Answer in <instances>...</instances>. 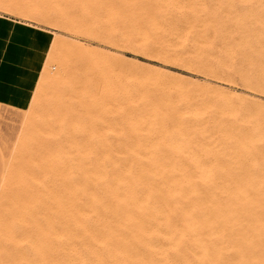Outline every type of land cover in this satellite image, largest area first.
Masks as SVG:
<instances>
[{
	"label": "rangeland",
	"instance_id": "rangeland-1",
	"mask_svg": "<svg viewBox=\"0 0 264 264\" xmlns=\"http://www.w3.org/2000/svg\"><path fill=\"white\" fill-rule=\"evenodd\" d=\"M153 1L156 0H0V14L16 18L20 21L16 24L21 26L46 29L51 35L45 64L29 107L19 110L0 104V264H63L67 253L74 254L71 250L77 233L70 211L74 206L84 210L89 208V188L96 184L97 189L101 187L93 174L92 163L78 166L73 158L56 159L54 153L42 151V146L52 138L51 129L59 133L62 130L64 137L78 135L83 161L99 159L95 153L100 154L108 149L109 156H101V160L111 158L126 161L133 175L150 176L152 173L146 169L154 163L168 164L175 159L179 166H187L188 174L197 181L200 176L227 179L228 184L223 189L226 195L231 190H240L232 183L238 175L233 168L244 162L240 175L245 174L256 180L245 184L240 191L264 193V157L249 161L254 146L259 143L264 145V0H157L163 3L166 12L165 16L159 15L162 28L158 35L166 48L159 52L144 43L140 28L130 21L133 15L131 9L138 15L141 6L151 7ZM197 18L204 21L200 24ZM188 24L191 27L185 30ZM82 47L91 50L84 51ZM222 50L223 54L220 53ZM80 55L92 59L90 68L79 66L86 61ZM65 62L76 63L74 66L71 64L68 79L84 77L92 84V88L85 91L81 98L72 93H63L61 84L54 88L46 76L48 72L49 77L57 75ZM141 93H151L161 101L190 112L195 118L203 117L208 128L209 124L212 126L209 132L213 139L208 138L199 148L196 141L182 143L178 140V150L189 145L197 149L195 157L185 158L184 163L180 156L169 161L170 157L163 155L162 151L160 155L157 152L150 154L148 148L137 149L132 143H124L119 136L127 129L122 117L129 106L128 98ZM111 94H116L118 99L106 100ZM62 115L67 121L74 116L79 118L77 123H71L72 129H69L67 123L61 124ZM100 123H110L112 126L94 131ZM138 153L139 156L135 157ZM217 158L223 161L222 165H209L204 168L205 172L194 171L197 160ZM142 166L146 169L140 170ZM172 175L181 178L183 173L177 168ZM70 178L76 182L73 183ZM78 187L82 189L81 193ZM95 187V192L102 189ZM84 201L87 208L82 204ZM59 206L65 207L62 209ZM81 244L76 242L83 251ZM59 251L64 255L67 253L64 256ZM61 256L63 258L60 259Z\"/></svg>",
	"mask_w": 264,
	"mask_h": 264
},
{
	"label": "bare ground",
	"instance_id": "bare-ground-1",
	"mask_svg": "<svg viewBox=\"0 0 264 264\" xmlns=\"http://www.w3.org/2000/svg\"><path fill=\"white\" fill-rule=\"evenodd\" d=\"M153 3L154 5L151 7L145 6V5L141 6L140 11H138V15H135L133 13L134 10H132L131 7H129L133 14L131 16L130 21L131 22L133 21L132 24L134 23L140 28V32H141L140 37L144 41V43L151 45L153 48H155V50L157 49V51L158 50L165 51L166 48L163 45L164 42L162 43L160 41V38H159L160 35L158 34L160 33V30L162 28V22L160 21V16H163L164 14H166V12L164 10L163 3L157 0L153 1ZM86 6H88V4ZM98 6L99 5H97V7ZM82 7H84V5H82ZM91 11L92 13L94 12L93 10ZM109 11H111V9ZM171 11L173 12V10ZM172 12H170V14ZM92 13H90V15ZM197 14L199 13L197 12ZM181 15L183 14L181 13ZM96 16H98V14ZM194 16L196 17V15ZM98 17L96 18L98 19ZM89 20H90V17H89ZM178 20H180V18ZM197 20L199 21L200 24L204 21V20L202 21L200 18L199 19L197 18ZM132 24L130 25L132 26ZM97 25L100 26L101 24L97 23ZM97 25H95V27ZM190 27L191 26L188 24L185 27V30L190 29ZM134 28L132 27V29ZM163 33L164 32H162V34ZM217 36L218 35L216 34V37ZM133 38L134 37H132V41H133ZM139 44H142V43L140 42ZM213 44H216V43H213ZM82 50L89 51L91 49L82 47ZM223 51L224 50H222L220 53H222ZM80 57L82 56L80 55ZM82 58H86V61H84V64L82 62V64L79 65L78 63L80 61L78 62V60L76 61L78 62L77 64L81 67L84 66L85 69L90 68V66L93 63L92 59H90L88 56L82 57ZM71 64L73 66L76 65V63L75 64L71 63ZM71 64L70 62L68 63L65 62L61 66L59 73L57 75L55 74L56 76L53 75L52 77H49L50 75L49 72H48L49 75L46 74V76L47 78H50L51 84L53 85L54 88L58 87V85L61 84V86L63 85V90H62L63 93H66V94L72 93L81 98V96L83 95L85 91L87 92L92 88V84H89L87 79L84 77L82 78L77 77L75 80L68 79L69 78L68 70L69 71L71 70V67H72ZM175 76L173 77L176 78ZM96 84H98V80L96 81ZM130 95H135V94H130ZM121 96H122V93H121ZM109 98L118 99L116 94L109 95V97H107L106 100H108ZM128 99L130 101L129 106L127 110L124 112L123 117H122L123 122L126 125L127 129H125L121 133V136H119V138L121 137L124 143H132L133 145H135L137 149H140V147L141 148L143 147L144 150H146L145 148H148L151 150L150 154H152V152L159 153L160 151H162L163 155L170 157V159L168 158L169 161L171 159H174L176 156L178 157L180 156L182 157L180 158L181 160L184 159L182 161V163H184L185 158L195 157V154H196L195 150L197 149L196 147L194 148L189 145L185 148H182V150L181 149L178 150L179 148L177 146L178 140H181L182 143L184 141L186 142L192 141V140L196 141V143L198 144V148H199L202 142L208 141V138L212 136V133H210L211 131L209 132V128L212 126L211 124L208 123L210 125V127L208 128V125L206 124L205 120H202L203 117L201 118L200 116L201 119L195 118L194 116L189 114L190 112L188 113L185 110H181L177 108L176 105H173L172 103L161 101L160 98L157 99V96L156 97L151 96V93L150 95H145L141 93L137 97H129ZM78 118L79 116H74L73 118L67 121L65 116L62 115L61 124L67 123L69 125L68 126L69 129H72V124L77 123ZM108 125L112 126L110 123H100L94 131H97L98 129L99 130L104 129V127H107ZM61 131L59 133V131H54V129H51L52 138H50V141H48V143L42 146V151L54 153L55 154L54 156H56V159L57 157H60L61 159L73 158L76 160V161L74 160V162H76L78 166L86 164V163L87 164L92 163L93 164L92 168L94 170L93 174H95L94 176H96L95 178L97 181L100 182L101 184L100 188H102L101 189L102 191L100 190L99 187H98V189L100 190L99 192L93 191L94 187L97 185L96 183H95L96 185L93 186V188L92 187L89 188L91 191L90 192L91 195L88 197H89V204L91 206L87 208L86 207L87 205L84 204L85 201L82 203L84 204L85 208H87L86 210L77 209L75 206L73 209L72 207L73 210L70 211V216L73 217V219L75 220V223L73 222V224L77 228L76 229L77 233L75 234L76 240L74 242L75 245L73 249L71 248L72 250L70 249L74 254L68 255V253L66 252L67 256H65L66 253L65 255L62 254L60 252L62 250L61 249L59 253L65 256V258H63L62 256L60 257V259L61 258L64 259L62 261L63 264H264V193L248 194L245 192V190L240 191L241 188H243L245 184L247 185V183H250L251 181L256 180L251 176L246 177L245 174L240 175V173L243 171L244 162H242L241 164L235 165L233 168V170L236 171L238 175L240 176L236 175L237 177L232 180V183L237 189H240V190H236V189L231 190L229 195H226L223 189L226 183L228 184L227 179L225 180L223 178L200 176L199 180L197 181L196 179H194L192 176L188 174L187 166H183V165L179 166L174 161L175 159L170 161L168 164H158V163L155 164L153 162L154 164L152 166L149 165L150 167L147 169L144 168L143 166L141 167V169L138 167L140 170H145V169L148 170L150 173H152V175L150 176L133 175L126 161H120V160H115L111 158L110 159L107 158L106 160L105 159L101 160L100 159L101 156H105V155L109 156V151L107 148H105L107 149V151L103 150L100 154L98 152L95 153L96 158H99V159L83 161L81 157L82 155L81 147L79 144L80 137L76 134H73L70 137H66V136L64 137ZM237 135H239V133ZM220 136H222V134ZM223 138L225 139L226 137H223ZM210 139H213V138H210ZM236 141H237V138H236ZM240 147L242 148V146ZM243 147H246V145ZM133 151H136V150H133ZM43 154L44 153H42V155ZM113 154H116V153H113ZM136 156H139V153L138 155H135V157ZM122 157H118V158H122ZM250 157L251 158L249 161L251 162H254L255 159H257V157H264V145L260 143L256 144L254 146V150H252L250 153ZM50 158H51V155H50ZM15 162L16 160L14 161V164ZM222 162L223 161H221L218 158L214 160H204V161H200L199 159L196 161V164L194 165L193 169L194 171H204L205 167H208L209 165H222ZM135 165L138 166L137 164ZM255 166L256 165H254L253 168ZM76 168H74L75 171H76ZM133 168L135 167L133 166ZM177 168H180V170L183 173V176L181 178H178L172 175V173H174V171H176ZM74 169L73 170L71 169V170L75 173ZM80 169L82 170V168ZM80 173L82 174V172ZM144 174H146V171ZM258 175L259 174H257V176ZM66 177H69V176H66ZM73 179H71L73 183L76 182ZM78 183L79 182L77 181V184ZM230 183H231V180L229 184ZM77 184H74V185H76L77 187ZM263 186H264V183H263ZM77 189H79V187ZM95 189H97V187H95ZM81 190H80V193H81ZM83 194H86V193H83ZM43 195L44 194H42V196ZM84 198L85 197H83V199ZM46 200L48 201V199ZM42 206H44V204L41 205V207ZM62 207H65V206H62ZM66 215L67 214H65V216ZM73 219L70 218L69 220L73 221ZM91 221L92 223H90ZM17 229H19V227ZM65 229L67 230V228ZM77 241L82 243L81 245H83V249H82L83 251H81L80 248L77 247L76 245ZM66 243H67V240H66ZM68 245L69 244H67V246ZM70 250H67V251L71 252Z\"/></svg>",
	"mask_w": 264,
	"mask_h": 264
},
{
	"label": "crops",
	"instance_id": "crops-1",
	"mask_svg": "<svg viewBox=\"0 0 264 264\" xmlns=\"http://www.w3.org/2000/svg\"><path fill=\"white\" fill-rule=\"evenodd\" d=\"M0 14V104L29 107L51 44L50 32Z\"/></svg>",
	"mask_w": 264,
	"mask_h": 264
}]
</instances>
